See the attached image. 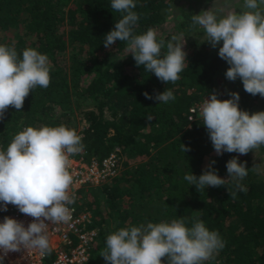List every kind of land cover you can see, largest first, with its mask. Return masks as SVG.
Returning <instances> with one entry per match:
<instances>
[{
    "label": "trees",
    "instance_id": "1",
    "mask_svg": "<svg viewBox=\"0 0 264 264\" xmlns=\"http://www.w3.org/2000/svg\"><path fill=\"white\" fill-rule=\"evenodd\" d=\"M173 1L136 0L133 10L140 19L135 33L151 28L167 42L168 33L158 29ZM183 13L173 28L182 36L193 30L191 13ZM122 15L112 10L111 0H0V45L14 47L21 58L24 49H36L53 65L49 86L33 89L20 111L9 106L0 119L1 149H7L23 126L77 130L75 114L84 122L76 132L87 159L118 147L119 173L92 192L81 191L75 200L79 208L91 211L98 227L85 264H105L100 253L106 237L120 228L181 218H189V227L192 218L202 220L224 241L215 259L205 264H264V176L253 170L249 153L217 155L202 119L188 117L189 107L212 92L219 99L238 92L240 109L249 113L264 111V97L247 93L239 77L226 78L230 65L218 55L223 42L213 48L207 38L189 40L184 46L188 66L180 79L162 82L137 66L126 42L104 46L105 35ZM115 54L119 57L112 59ZM164 90H171L175 99L165 104L144 96L145 91L154 97ZM182 143L190 151L183 153ZM233 157L249 168L242 181L248 191L235 198L230 179L227 185L200 191L183 179L186 174L201 175L212 160L217 174L227 178L226 164Z\"/></svg>",
    "mask_w": 264,
    "mask_h": 264
},
{
    "label": "clouds",
    "instance_id": "2",
    "mask_svg": "<svg viewBox=\"0 0 264 264\" xmlns=\"http://www.w3.org/2000/svg\"><path fill=\"white\" fill-rule=\"evenodd\" d=\"M136 7V0H111L112 10L123 15L105 35L104 46L110 48L117 40L126 42L137 66L143 65L145 72L154 73L166 84L175 83L188 66L185 39L172 36L166 42L151 28L136 34L140 19L133 10ZM189 27L202 29L213 48L222 41L218 55L230 65L226 78L235 81L239 77L247 93L264 97V0H244L240 12L201 11L191 16ZM52 67L48 56L36 49H24L21 58L14 47L0 45V119L9 106L20 111L33 89L47 88ZM144 96L165 104L175 99L171 90L154 97L145 91ZM239 100L238 92H231L228 99H219L212 92L200 106L199 117L217 155H246L264 146V111L250 114L240 109ZM83 148L75 129L59 125L28 126L15 134L6 150L0 149L3 210L11 204L33 218L27 227L10 216L0 222V264L9 252L24 249L46 255L52 251L47 230L50 224L67 223L71 218L69 206L76 197L71 192L69 157ZM180 150L186 153L190 147L182 143ZM214 164L212 160L201 175L186 174L183 179L197 191L227 185L230 179L235 187L230 194L233 198L248 191L242 183L249 171L245 163L238 162L237 157L230 159L227 178L217 174ZM188 219L120 228L106 237V248L100 254L105 264H205L215 259L225 246L219 233L196 218L189 227Z\"/></svg>",
    "mask_w": 264,
    "mask_h": 264
},
{
    "label": "built area",
    "instance_id": "3",
    "mask_svg": "<svg viewBox=\"0 0 264 264\" xmlns=\"http://www.w3.org/2000/svg\"><path fill=\"white\" fill-rule=\"evenodd\" d=\"M205 98L210 97L204 96L189 107V119L199 117V109ZM24 128L26 127H21L19 132ZM1 147L0 139V149ZM117 151L118 147L101 158L87 159L83 153L69 157V172L73 176L71 192L74 193L76 199L80 197L82 187L85 186L87 190V186L100 185L119 173L120 164ZM69 208L71 218L67 223L50 224L48 227L52 249L49 254L41 255L35 250L22 249L19 252H9L3 264H85L89 260L91 248L97 239L98 227L93 224L90 210L81 209L75 203ZM5 216L22 221L25 227L33 220L32 217L22 214L16 206L11 204L4 211L0 203V222H3Z\"/></svg>",
    "mask_w": 264,
    "mask_h": 264
},
{
    "label": "rangeland",
    "instance_id": "4",
    "mask_svg": "<svg viewBox=\"0 0 264 264\" xmlns=\"http://www.w3.org/2000/svg\"><path fill=\"white\" fill-rule=\"evenodd\" d=\"M244 0H174L172 6L168 9L166 13V21L163 25H160V29H158L159 33H168L169 40L172 36L178 37L180 40L185 39L186 43H189V40L197 37L199 40L207 38L204 31L200 34H195L193 30L188 34H184L182 36L177 30L173 29L178 22L182 19V15H184L183 11L190 12V16L194 14H199L201 11L208 10L212 8V10H220L222 14H227L228 12H240L243 10ZM166 11V8H165ZM202 41V40H201ZM211 45V44H210ZM185 46V45H184ZM209 46V45H208ZM119 55H112V59L118 58ZM263 111L262 109H255L252 113ZM251 114V113H250ZM77 121V132L79 129L83 127L84 122L78 120L79 114H75ZM249 154L252 158V165L255 167L256 171H258L261 175L264 176V151L260 148L258 151H250ZM88 189L92 192L94 188L97 186L89 185ZM85 190V186L82 187L81 191Z\"/></svg>",
    "mask_w": 264,
    "mask_h": 264
}]
</instances>
